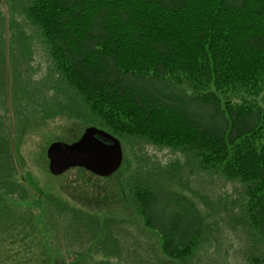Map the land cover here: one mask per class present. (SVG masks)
<instances>
[{
    "label": "trees",
    "instance_id": "trees-1",
    "mask_svg": "<svg viewBox=\"0 0 264 264\" xmlns=\"http://www.w3.org/2000/svg\"><path fill=\"white\" fill-rule=\"evenodd\" d=\"M26 1L25 18L95 126L243 185V223L264 249V0ZM34 108L52 117L62 103L34 93ZM128 166L109 179L125 187L119 210L133 208L167 263H187L204 243L202 210ZM111 221L114 237L121 223Z\"/></svg>",
    "mask_w": 264,
    "mask_h": 264
},
{
    "label": "rangeland",
    "instance_id": "rangeland-1",
    "mask_svg": "<svg viewBox=\"0 0 264 264\" xmlns=\"http://www.w3.org/2000/svg\"><path fill=\"white\" fill-rule=\"evenodd\" d=\"M26 4L0 0V264H169L133 208L119 210L124 186L77 169L59 177L49 172V146L77 141L95 124L65 90L38 30L23 14ZM34 93L60 99L62 109L53 108L51 117L48 103L50 117L43 118ZM134 143L125 146L129 171L156 188L181 192L205 216L200 251L187 263L171 264L263 261V247L243 223V185L200 171L190 155ZM111 220L121 223L114 237Z\"/></svg>",
    "mask_w": 264,
    "mask_h": 264
},
{
    "label": "water",
    "instance_id": "water-1",
    "mask_svg": "<svg viewBox=\"0 0 264 264\" xmlns=\"http://www.w3.org/2000/svg\"><path fill=\"white\" fill-rule=\"evenodd\" d=\"M49 170L59 176L71 168L80 167L108 177L114 174L123 160L119 140L96 128H89L81 139L71 145L54 143L47 152Z\"/></svg>",
    "mask_w": 264,
    "mask_h": 264
}]
</instances>
